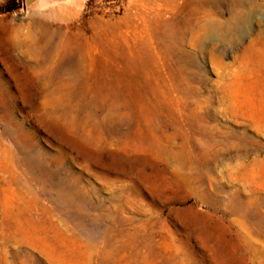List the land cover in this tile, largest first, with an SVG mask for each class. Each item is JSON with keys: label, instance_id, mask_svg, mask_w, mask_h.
<instances>
[{"label": "rangeland", "instance_id": "rangeland-1", "mask_svg": "<svg viewBox=\"0 0 264 264\" xmlns=\"http://www.w3.org/2000/svg\"><path fill=\"white\" fill-rule=\"evenodd\" d=\"M242 2L0 0V264H264V0Z\"/></svg>", "mask_w": 264, "mask_h": 264}, {"label": "bare ground", "instance_id": "bare-ground-1", "mask_svg": "<svg viewBox=\"0 0 264 264\" xmlns=\"http://www.w3.org/2000/svg\"><path fill=\"white\" fill-rule=\"evenodd\" d=\"M234 3V6L236 7H240L242 8L244 6L242 0H232ZM175 2V1H174ZM172 4V3H171ZM254 8H248L247 10L241 9L240 11L234 13V15L232 14L231 18L227 21V26L228 29L226 30L227 33H231V34H235L237 35L240 29V25L245 23L248 18L250 17V15L254 12ZM223 23L221 21H208L207 23H205L203 25V27L201 28V32H202V37L203 40L208 39L210 36L217 34L218 32H220L221 27H222ZM201 27V26H200ZM224 28V27H223ZM222 31V30H221ZM225 31V32H226ZM201 34V33H200ZM230 36V34H229ZM232 36V35H231ZM230 36V37H231ZM201 37V36H200ZM199 38V37H198ZM199 41V40H198ZM232 40H230L229 42H231ZM201 42V41H200ZM205 43V42H204ZM203 43V45H204ZM201 45V44H200ZM1 230V229H0ZM5 232V231H4ZM5 237V236H4ZM13 237V236H12ZM16 239V238H15ZM259 261V260H258ZM3 262V261H2Z\"/></svg>", "mask_w": 264, "mask_h": 264}, {"label": "trees", "instance_id": "trees-1", "mask_svg": "<svg viewBox=\"0 0 264 264\" xmlns=\"http://www.w3.org/2000/svg\"><path fill=\"white\" fill-rule=\"evenodd\" d=\"M16 8H18V5L14 4V3L13 4H8L6 9L4 10V12H10L12 10H15Z\"/></svg>", "mask_w": 264, "mask_h": 264}, {"label": "water", "instance_id": "water-1", "mask_svg": "<svg viewBox=\"0 0 264 264\" xmlns=\"http://www.w3.org/2000/svg\"><path fill=\"white\" fill-rule=\"evenodd\" d=\"M36 2L37 0H25V4L27 8H31Z\"/></svg>", "mask_w": 264, "mask_h": 264}]
</instances>
